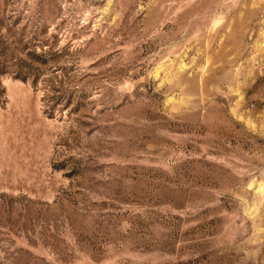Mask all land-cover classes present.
<instances>
[{
  "label": "rangeland",
  "instance_id": "rangeland-1",
  "mask_svg": "<svg viewBox=\"0 0 264 264\" xmlns=\"http://www.w3.org/2000/svg\"><path fill=\"white\" fill-rule=\"evenodd\" d=\"M0 264H264V0H0Z\"/></svg>",
  "mask_w": 264,
  "mask_h": 264
}]
</instances>
